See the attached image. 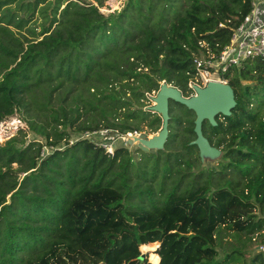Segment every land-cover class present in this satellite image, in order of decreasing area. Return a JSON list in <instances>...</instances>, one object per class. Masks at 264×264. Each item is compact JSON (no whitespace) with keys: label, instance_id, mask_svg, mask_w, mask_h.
<instances>
[{"label":"trees","instance_id":"16d2710c","mask_svg":"<svg viewBox=\"0 0 264 264\" xmlns=\"http://www.w3.org/2000/svg\"><path fill=\"white\" fill-rule=\"evenodd\" d=\"M94 1L0 0V122L17 113L44 142L26 144L20 132L0 146V264H150L139 247L152 243L154 264H264L259 252L216 259L221 228L264 242V59L229 69L235 106L214 127L202 124L223 152L217 175L232 179L213 183L211 171L182 187L181 168L197 152L189 145L194 115L173 102L163 150L144 153L155 156L149 170L123 147L108 154L87 139L68 144L66 131L106 129L112 138L144 123L156 133L161 121L144 109L146 95L164 81L188 97L198 42L225 46L250 0H127L108 15ZM36 12L38 33L30 26ZM7 26L36 38L21 40ZM172 174L176 183L164 190ZM157 175L159 201L150 186L140 188Z\"/></svg>","mask_w":264,"mask_h":264},{"label":"rangeland","instance_id":"374dc122","mask_svg":"<svg viewBox=\"0 0 264 264\" xmlns=\"http://www.w3.org/2000/svg\"><path fill=\"white\" fill-rule=\"evenodd\" d=\"M52 1V0H51ZM82 4L85 3V5L87 3H90L92 5H97V3L94 0H79ZM102 1V5L100 7H98V12L103 14V15H108L110 13L113 12H118L120 11L124 5L126 4L127 0H101ZM39 6H43L42 4H40ZM51 7V6H50ZM47 12L48 14L50 13V8H47ZM34 22L30 23V26L34 27V32L38 33L40 31V27L38 26L40 23H42V19L40 17L39 14H37V12L34 14V18H33ZM44 24H48L47 20L44 22ZM12 32H14L18 37H20V39H26L28 41L35 39L36 37H32L26 30L25 28L20 31L19 33H16V30L11 27V26H7ZM29 25L26 27L28 28ZM170 85V84H169ZM172 86V85H170ZM154 96V93L151 92L150 94L146 95V100L144 101V105H146L144 107V109L150 105H152V102L150 100V97ZM172 112L174 114H181V116H183V111L181 108L175 106L172 109ZM190 119H193L192 116H190ZM82 120V119H81ZM143 131L141 132H131V135H129V137H132L133 135H138L140 133H144L148 136H151L153 134H155L154 132L150 131L147 127L144 126V123L141 125ZM60 128V127H59ZM69 134H70V138H69V142L68 144H70L71 142H74L75 140L80 139L81 135L78 134H74L72 133V129H67L66 130ZM23 133L25 135L24 137V141L27 144L30 141H35V142H39L44 144L43 140L41 137H39L38 135H34L33 133L28 131L27 125L26 123L23 121L22 117L19 114H14L13 116H10L6 119H4L3 121L0 122V146H2L5 141H7L9 138H11L12 136H20L21 133ZM119 136H127V133L124 135L121 134H117ZM62 145V144H61ZM114 146L117 147H123L125 149H127V152L129 153L130 157L132 158V160L134 161V163H138V166L140 167L141 171L144 170L142 168L145 169H150L149 165L152 164L151 160L154 159L155 156H146L144 155V153L147 152H155L154 150L151 151H142L137 149L135 144H132L130 146L128 145H123V141L121 139H117L114 142ZM113 146V147H114ZM178 143L177 144H172L170 145L167 150L165 151L166 153L170 152V151H177L178 148ZM63 148V147H62ZM115 148L112 149V151H114ZM220 149V147L218 148ZM221 150V149H220ZM48 153H50V150L48 147L43 146L41 151H40V155L41 156H45ZM223 154V152H222ZM222 154L221 156L214 161H209V160H203L201 161L198 158V161H196L195 159H197L196 156H198L197 152H194L193 154V161L194 164L193 166H191L190 168H186L184 165L182 166L181 170H182V174L184 175L183 181H182V187L186 186L187 184H191V181L193 179H195L197 181V183L201 184V182L207 180V177L209 175V173L212 171L214 172L212 174V182L215 183L216 182V178L221 177L222 180H226V179H232L233 175L230 173L227 174H223L221 176L217 175V171L219 169V163L222 159ZM146 156V157H143ZM16 164L12 165V168H16ZM135 167L132 168L131 172H130V177H131V185H134L135 183V174L136 172ZM140 173V171H138ZM149 173H147L148 175ZM186 175V176H185ZM22 175H19L18 177L20 178ZM171 179H170V183L169 180L165 181V189L164 190H168V188L170 186H173L176 183V177H174V174H172ZM159 178L160 175H157L156 178L154 180H152L151 182L148 181H144V183L141 184L142 189H144L147 186H150L152 191L154 192L155 195V199H157V201H159V195H157L158 193V182H159ZM171 189V187H170ZM169 189V190H170ZM144 198V197H143ZM250 237L244 234H239V235H235L234 233L224 230L223 228L218 230V233L216 234V250H217V260L218 262L221 261L224 256L228 253H230L232 250H239L242 253H244L245 258L248 259L249 256H251L254 252H256V237H253L252 239H249ZM254 239V240H253ZM152 244H156L158 246L157 243H152ZM152 244H148V245H143L139 247V251L141 254H145L147 257V261L150 264H154L157 262V260H159L158 256H153V254H155V249L153 248ZM143 247V248H142ZM151 262H150V260ZM156 261V262H155ZM239 262V261H238ZM237 260H224V264H240L241 262L238 263Z\"/></svg>","mask_w":264,"mask_h":264},{"label":"built area","instance_id":"2783aa9c","mask_svg":"<svg viewBox=\"0 0 264 264\" xmlns=\"http://www.w3.org/2000/svg\"><path fill=\"white\" fill-rule=\"evenodd\" d=\"M73 1L82 5L79 0ZM198 47L192 60L193 74L187 83L191 94L193 86L204 87L212 81L226 83L224 77L230 68L242 67L249 60L264 59V0H250L249 12L231 30L228 43L221 49L213 51L203 41L198 42ZM109 135L108 130L100 129L83 132L80 139H87L112 154V149L116 148L115 140L121 139L126 145L131 133H127V136L115 134L112 138ZM256 252L264 253V242L256 245Z\"/></svg>","mask_w":264,"mask_h":264},{"label":"water","instance_id":"95a60500","mask_svg":"<svg viewBox=\"0 0 264 264\" xmlns=\"http://www.w3.org/2000/svg\"><path fill=\"white\" fill-rule=\"evenodd\" d=\"M193 94L185 97L173 86L160 83L154 96L150 97L152 105L146 110L159 116L161 125L159 130L148 136L144 133L133 135L126 141V145L135 144L137 149L142 151H161L168 135V104L173 102L191 111L194 115L193 134L194 138L189 142L197 150L198 158L203 160H217L222 152L220 149L211 146L202 134V123L207 122L210 126H215L217 116L228 117L235 106L234 94L227 83L208 82L204 87L193 86ZM145 254H141L139 259L143 260Z\"/></svg>","mask_w":264,"mask_h":264},{"label":"flooded vegetation","instance_id":"af4514ba","mask_svg":"<svg viewBox=\"0 0 264 264\" xmlns=\"http://www.w3.org/2000/svg\"><path fill=\"white\" fill-rule=\"evenodd\" d=\"M153 93H155V92H153ZM189 95H190V94H189ZM203 123H204V122H203ZM203 123H202V124H203Z\"/></svg>","mask_w":264,"mask_h":264},{"label":"bare ground","instance_id":"6f19581e","mask_svg":"<svg viewBox=\"0 0 264 264\" xmlns=\"http://www.w3.org/2000/svg\"><path fill=\"white\" fill-rule=\"evenodd\" d=\"M143 248V247H142Z\"/></svg>","mask_w":264,"mask_h":264}]
</instances>
